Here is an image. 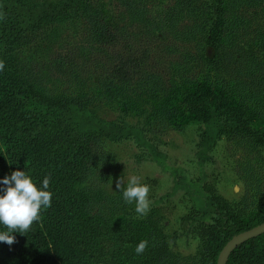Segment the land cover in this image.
Masks as SVG:
<instances>
[{
	"label": "trees",
	"instance_id": "16d2710c",
	"mask_svg": "<svg viewBox=\"0 0 264 264\" xmlns=\"http://www.w3.org/2000/svg\"><path fill=\"white\" fill-rule=\"evenodd\" d=\"M103 1L0 0V178L25 170L42 183L50 175L53 193L51 207L27 232H15L11 245L0 242V264H181L162 240L139 255L127 251L130 229L105 217L98 187L111 172L108 146L123 138L146 143L144 129L126 119L130 115L169 126L177 115L193 113L211 127L204 141L210 145L222 135L245 138L249 104L264 117V0H162L159 15L152 14L157 0H106L120 7L117 14ZM68 25L82 32V45L103 52L104 59L94 61L102 92L48 99L31 80L26 49ZM171 53L179 60L164 74L154 56ZM75 56H54L49 65L59 76L77 78L86 59L81 64ZM102 107L120 116L105 119ZM86 180L88 197L75 191ZM228 202L210 194L202 210L210 221L197 220L205 264H217L233 236L264 223V205L242 219ZM113 203L131 205L122 194ZM145 229L141 222L134 232ZM227 264H264V233L238 246Z\"/></svg>",
	"mask_w": 264,
	"mask_h": 264
},
{
	"label": "rangeland",
	"instance_id": "374dc122",
	"mask_svg": "<svg viewBox=\"0 0 264 264\" xmlns=\"http://www.w3.org/2000/svg\"><path fill=\"white\" fill-rule=\"evenodd\" d=\"M36 1L40 4L48 0ZM161 1L157 0L153 15L163 11ZM103 2L109 13L117 14L121 10L116 7V3ZM154 31L156 34L161 33L159 27ZM247 37L246 41L251 38L250 35ZM83 42L82 32L77 35L73 26L68 25L50 34L46 41H36L26 49L32 69L31 80L39 94L48 99H58L72 91H80L81 94L102 92L99 90L102 80L98 69L95 70L94 61L104 59L101 55L103 52L91 45L93 48L82 45ZM54 56H75L83 59L78 61L81 64L86 59L80 67V75L76 76L79 78L59 76V72L49 65ZM177 56L175 53L167 54L162 60L154 56V61L159 62L163 73L167 74L173 66H170L171 69L165 68L170 62H177ZM63 90H66L65 95H62ZM252 107L249 104L243 115V118L248 119L246 123L242 122L245 127L244 139H229L222 135L211 145L204 142L211 133V127H207L193 113L177 115L174 124L169 126L156 122L146 124L140 116L130 115L126 118L144 129L146 143H138L134 138H123L108 146L112 167L109 175L99 184L98 200L107 204L105 217L110 222L124 223L130 229V236L125 243L127 251L135 253L136 246L142 240H147L148 245L162 240L172 253L182 258L181 264H205L200 253L196 224L197 220L210 221L211 214L204 216L202 213L208 207L206 201L210 194L215 193L232 203L242 219L259 211L264 205V149L260 146L264 140V117L253 112ZM104 108L100 109L103 118L112 120L120 116L118 110ZM141 108V114L147 117L148 108ZM256 134L262 136L260 142L254 140ZM154 151L162 156L156 155ZM133 175L151 186L149 198L152 204L144 217L135 212L134 203L125 208L113 203V197L122 194L118 192V181ZM89 185L91 180H86L75 191L88 197L91 190ZM141 222L148 229L136 235L134 231Z\"/></svg>",
	"mask_w": 264,
	"mask_h": 264
},
{
	"label": "clouds",
	"instance_id": "9594fccd",
	"mask_svg": "<svg viewBox=\"0 0 264 264\" xmlns=\"http://www.w3.org/2000/svg\"><path fill=\"white\" fill-rule=\"evenodd\" d=\"M3 68L4 62L0 61V71ZM50 180L51 176L48 175L39 183L25 170H15L0 178V242L11 245L15 232H27L39 220L42 210L51 207L53 193ZM117 188L126 203L135 204V212L140 217L148 214L152 204L149 184L133 175L121 178ZM147 245V240L140 241L135 248L136 254L143 253Z\"/></svg>",
	"mask_w": 264,
	"mask_h": 264
},
{
	"label": "water",
	"instance_id": "95a60500",
	"mask_svg": "<svg viewBox=\"0 0 264 264\" xmlns=\"http://www.w3.org/2000/svg\"><path fill=\"white\" fill-rule=\"evenodd\" d=\"M264 233V223L233 236L219 253L217 264H227L231 253L246 241Z\"/></svg>",
	"mask_w": 264,
	"mask_h": 264
}]
</instances>
